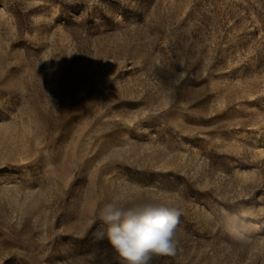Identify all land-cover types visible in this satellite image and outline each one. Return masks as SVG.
Masks as SVG:
<instances>
[{
  "label": "rangeland",
  "instance_id": "obj_1",
  "mask_svg": "<svg viewBox=\"0 0 264 264\" xmlns=\"http://www.w3.org/2000/svg\"><path fill=\"white\" fill-rule=\"evenodd\" d=\"M144 200L149 264H264V0H0V264H127Z\"/></svg>",
  "mask_w": 264,
  "mask_h": 264
},
{
  "label": "clouds",
  "instance_id": "obj_2",
  "mask_svg": "<svg viewBox=\"0 0 264 264\" xmlns=\"http://www.w3.org/2000/svg\"><path fill=\"white\" fill-rule=\"evenodd\" d=\"M103 235L127 264H149L155 255H171L178 238L180 213L168 204L144 200L109 202L99 210Z\"/></svg>",
  "mask_w": 264,
  "mask_h": 264
}]
</instances>
